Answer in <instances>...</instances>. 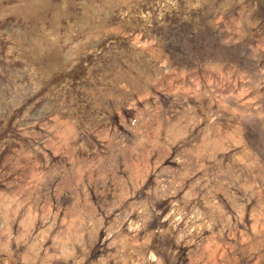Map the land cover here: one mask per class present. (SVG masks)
<instances>
[{
  "label": "rangeland",
  "instance_id": "1",
  "mask_svg": "<svg viewBox=\"0 0 264 264\" xmlns=\"http://www.w3.org/2000/svg\"><path fill=\"white\" fill-rule=\"evenodd\" d=\"M0 264H264V0H0Z\"/></svg>",
  "mask_w": 264,
  "mask_h": 264
}]
</instances>
